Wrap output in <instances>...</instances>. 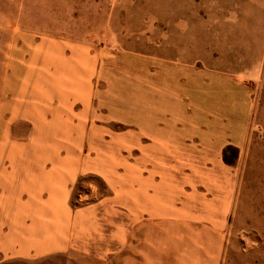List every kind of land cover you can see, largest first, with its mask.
<instances>
[{
	"label": "rangeland",
	"instance_id": "1",
	"mask_svg": "<svg viewBox=\"0 0 264 264\" xmlns=\"http://www.w3.org/2000/svg\"><path fill=\"white\" fill-rule=\"evenodd\" d=\"M4 61L0 164H104L79 180L75 200L127 194L144 116L172 115L159 102L178 87L190 115L198 100L203 110L204 100L232 98L195 89L197 79L248 78L246 144L224 149L238 180L218 264H264V0H0V68Z\"/></svg>",
	"mask_w": 264,
	"mask_h": 264
},
{
	"label": "crops",
	"instance_id": "2",
	"mask_svg": "<svg viewBox=\"0 0 264 264\" xmlns=\"http://www.w3.org/2000/svg\"><path fill=\"white\" fill-rule=\"evenodd\" d=\"M248 84L245 76L197 79L195 89L217 87L232 98L204 100L203 110L198 100L190 115L181 88L166 93L159 103H171L173 114L144 116L143 157L128 163L127 194L117 186L75 200L79 180L104 170L101 163L0 164V264H218L238 180L224 149L246 144L254 106ZM6 89L1 84L0 106ZM132 134L135 149L140 137Z\"/></svg>",
	"mask_w": 264,
	"mask_h": 264
}]
</instances>
